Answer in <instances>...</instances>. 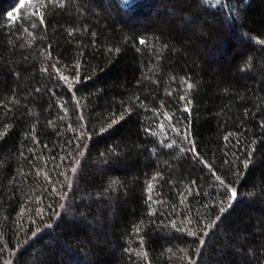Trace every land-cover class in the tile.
<instances>
[{"label": "trees", "instance_id": "trees-1", "mask_svg": "<svg viewBox=\"0 0 264 264\" xmlns=\"http://www.w3.org/2000/svg\"><path fill=\"white\" fill-rule=\"evenodd\" d=\"M261 39L264 0H0V264H264Z\"/></svg>", "mask_w": 264, "mask_h": 264}, {"label": "snow or ice", "instance_id": "snow-or-ice-1", "mask_svg": "<svg viewBox=\"0 0 264 264\" xmlns=\"http://www.w3.org/2000/svg\"><path fill=\"white\" fill-rule=\"evenodd\" d=\"M34 15H38V17H39V22H40L41 24L44 23V14H43L42 12H40V13H34ZM258 42H259V44L264 45V39H261V40H259ZM139 44H141V45L145 44V40H144L143 38L139 39ZM117 51H119V49H117ZM45 71H47V69H45ZM61 78H62V79L68 84V87H69L70 89L73 88V84H72L71 82H69V77H68V76H62ZM76 80H77V82H79V77H76ZM188 87L191 88L192 85L189 84ZM120 119H124V116L121 115ZM114 122H115V121H114ZM111 126H112V125L110 124L109 127H111ZM101 131H105V129H101ZM185 139H187L188 142H189V145H191V147H189V148L187 149V151L192 152L193 155H194L195 157H198V156H199V153H198V152L196 151V149H195L194 141H192L191 139H189L187 136H185ZM173 143H174V142H173ZM173 143H169V144H167L166 147H169V148L173 147ZM181 150L184 151V149H181ZM81 155H83V154L81 153ZM75 163H76L77 165H79V164H80V161L77 160V161H75ZM249 165H250V160L246 159V160L243 162V166H244V168H248ZM71 171L75 173V172L77 171V168H76V167H73V168L71 169ZM237 175H239V174L237 173ZM216 179L219 180L220 177L217 176ZM221 184L223 185V187H224L225 190H226V191H225V196H226L227 200H229V201H233V202L236 201L237 198H238V191H237V189H236L235 187L231 186V185L224 184L223 181H221ZM149 187H151V185H149ZM149 198L151 199V197H149ZM223 203H224V201H221V204H223ZM60 207L63 208L64 205L61 204ZM231 207H232V204H228L227 207H221V208H220V212H221V213H224V212L227 210V208H231ZM220 220H221V216H220V215H217V216L215 217V219H214L211 223L205 225V229H211V228L215 227L216 222H218V221H220ZM202 231H203V236H201V237L199 238V244H200L201 246H203V245L205 244V239H204V237H206V236L208 235V232H207V231H205V230H202ZM36 232H39V229H37ZM36 232L33 233L34 236L36 235ZM190 235H192V236L195 237V236H197V233L192 232V233H190ZM198 251H199V249H198ZM145 255H146V254H145Z\"/></svg>", "mask_w": 264, "mask_h": 264}]
</instances>
